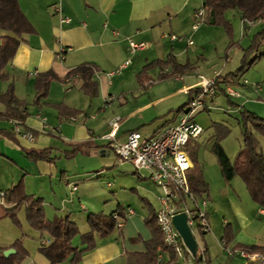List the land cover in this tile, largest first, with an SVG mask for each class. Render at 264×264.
<instances>
[{
    "label": "crops",
    "instance_id": "crops-1",
    "mask_svg": "<svg viewBox=\"0 0 264 264\" xmlns=\"http://www.w3.org/2000/svg\"><path fill=\"white\" fill-rule=\"evenodd\" d=\"M204 2L18 0L30 24V31L21 36L16 55L6 67L8 80H0V95L13 84L16 98L27 105V117L21 123L22 129L31 131L34 140L17 136L13 130L14 120L0 119V192L21 184L27 196L42 200L48 220L69 218L77 225L80 235L89 233L87 217L81 216L87 211L86 207L81 196H78V204L74 197L81 186L90 185L92 176L102 173L94 168L92 171L95 172L91 174L88 164L100 165L107 151L113 154V143L105 138L113 131L112 123L120 121L115 132L118 143H125L128 135L134 131H139L145 139L156 137L178 123L181 110L196 96V93L190 92L199 88L200 77H212L219 73L203 74L202 69L194 63L197 54L190 51L195 46L194 38L206 32L202 26L207 21L196 31L192 28L195 14L204 7ZM55 6H60V12L55 11ZM232 12L241 21L243 38H250L256 29L258 32L264 29V21L245 24L236 12ZM227 15L225 17L231 23ZM64 17L71 19V22H62ZM7 35L10 34L0 29V46L2 38ZM173 35L184 40L173 41ZM188 40L193 41L192 46L188 45ZM131 42L144 44V48L133 51ZM61 49L66 50L64 59L57 57ZM168 60L179 66L177 71L173 62L160 65ZM128 61L130 63L125 66ZM82 65H91L95 69L94 80L98 84L96 98H89L81 91V80L67 79L72 71ZM50 71L59 80L51 83L46 100L36 105V77ZM232 73L221 74L219 83L224 92L217 91L216 99L224 98L233 104L231 108H221L224 113L236 116L247 105L253 104L252 96L258 99L264 97V87L260 82L252 83L261 85V90L255 92L251 83L250 86L243 85L245 79H226ZM228 88L240 89V97L228 98ZM60 105L63 106L64 115L59 112ZM213 108H216L214 103L210 110ZM6 111V105L0 102V116ZM204 114H199L198 122ZM46 124L48 129H45ZM193 143L195 141L187 148L188 156ZM75 149L76 152L73 151ZM30 151H50L51 160L33 161L26 156V152ZM119 164L126 167L122 166L126 172L114 170L117 172L115 182L107 185L112 189V194L105 201L116 200V208L111 214L121 209L126 222L109 237L98 238L97 247L73 264H127V254L147 252L145 243L153 235L146 221L157 214V205L161 207L162 197H157L159 204L155 205L150 192L154 186L161 190L162 195L163 191L148 178L147 172L136 171L128 163ZM191 164L189 172L194 168V162L191 161ZM102 169H105L101 171L106 175L113 173L106 167ZM129 170L131 175L128 174ZM125 173L130 182L126 183L120 177L124 178ZM18 177L21 180L17 184ZM149 184L152 187H148ZM238 184L226 185L217 194L210 189L207 194L208 234L211 235L214 229L222 242L228 226L232 237L229 248L264 247V209L251 199L245 186ZM72 186L78 187L73 195ZM121 193L129 194V197L122 199ZM1 205L0 248L5 251L14 249L18 238L10 218H1ZM18 213L26 218L24 206ZM221 215L227 218L221 220ZM52 241L48 234H41L40 248L49 247ZM22 246L29 255L28 243ZM73 246L82 248L80 236L73 240ZM160 256L164 261L168 259L167 253ZM61 264L72 263L67 261ZM231 264L247 263L244 259L232 258Z\"/></svg>",
    "mask_w": 264,
    "mask_h": 264
},
{
    "label": "trees",
    "instance_id": "trees-1",
    "mask_svg": "<svg viewBox=\"0 0 264 264\" xmlns=\"http://www.w3.org/2000/svg\"><path fill=\"white\" fill-rule=\"evenodd\" d=\"M204 7L208 15L207 23H209L210 13L213 11L215 25L220 24L225 27L230 36H232V24L225 17L228 11L236 12L245 24L264 21V0H205ZM0 29L10 34L2 38L0 46V80L7 81L6 67L16 55L21 36L30 31V24L22 13L18 0H0ZM233 45L235 43H232ZM263 58L264 29L257 32L250 46L244 49L241 67L238 72L227 75L226 79L242 77L253 65ZM171 60L160 63V65H169L173 62ZM172 64L177 71L179 66L174 62ZM94 75L95 69L91 65H82L72 71L67 76V79L77 78L81 80V91L89 98H96L98 95V84L94 80ZM54 80L59 79L51 71L37 75L35 81L36 105H40L42 100H46L50 85ZM219 81L220 78L217 82V91L223 93L224 91L221 90ZM193 93L198 95L200 89L198 88L190 92V94ZM0 102L6 105L7 109L6 113L0 116V119H11L14 122L20 123L26 119L27 105L16 98L13 84L9 85L6 93L0 95ZM230 106L233 107V104H230ZM62 108L63 106L60 105L59 112L61 115L63 114ZM71 113L76 114V112L72 111ZM238 123L243 135L244 147L239 152L236 160L232 162L221 145V141L230 133L224 126L219 125L220 128H217L218 134L213 152L217 156L225 181L230 183L234 178L240 177L244 181L251 199L260 208L264 209V154L260 149L258 140V136L264 138V119L249 111L242 110ZM73 151L76 152L77 149ZM26 156L33 161L51 160L50 151H30L26 152ZM188 181L190 189L196 197H204L208 193V184L201 168L195 162L193 170L188 173ZM22 206L25 207L26 220L29 226L41 234H48L53 240L49 247L40 248L41 254L50 264H61L67 261L72 264L79 262L83 254L97 247L98 238H107L119 229V221L114 218V214L108 216L104 214H89L87 222L90 232L80 235L77 225L69 218L56 217L53 220H48L44 213L42 200L27 196L21 184L4 192V204L1 205L3 212L1 218L8 217L16 224H19L17 215ZM116 213H118L120 220L125 223L126 217L123 215L122 210L118 209ZM146 223L153 235V238L145 243L147 252L145 254H127V264H183L178 261L175 253L165 246L162 233L157 225L156 215L148 219ZM78 236H80L82 248L73 246V240ZM231 240L232 237L228 232V226H226L225 236L222 239L224 248L229 247ZM13 247L16 250V254L9 258L3 256L4 249L0 248V264L19 263L29 256L20 241H17ZM236 249L246 250L252 254L264 257V247L238 246ZM207 252V249L203 251L206 263H208ZM163 253L168 254L166 261L160 258V255ZM201 260V253L199 252L196 262L199 263Z\"/></svg>",
    "mask_w": 264,
    "mask_h": 264
},
{
    "label": "rangeland",
    "instance_id": "rangeland-1",
    "mask_svg": "<svg viewBox=\"0 0 264 264\" xmlns=\"http://www.w3.org/2000/svg\"><path fill=\"white\" fill-rule=\"evenodd\" d=\"M227 14V17L230 19L232 24V36L228 34L226 28L222 25H212L210 23H206L202 26L205 27L204 29H206V32L204 34H199L194 38L195 46L190 51L193 52V54H197V57L199 58H195L194 63L202 69L201 72L205 75L213 74L214 71L219 72L212 77L200 78L209 79L217 75L221 76V74H227L229 72H238L241 67L243 51L250 46L254 35L258 32V29H256L250 38H243L241 21L234 15L232 11H228ZM232 43H235V45L232 46ZM239 78L240 80H248L251 84L260 82L264 87V58L253 65L242 77ZM237 90V92L242 93V91H239L240 89ZM252 100L253 104L247 105L246 109L243 108V110L253 112V114L256 116L264 119V97H262V99H258L256 96H252ZM214 105L216 108H213L210 110V112H204L205 114L200 117L199 123L204 126V133L189 148L192 150L189 153L190 160L192 162L194 161L195 164L201 168L204 178L208 184V195L210 193V189H212L213 194H217L224 186H234V183L237 185H240L238 183H241L243 187H246L244 181L240 177L234 178L230 183L225 181L217 156L213 152V147L218 134L217 128H220L219 125L222 127L224 126L230 131V133L221 141V145L227 155L230 157L231 161L234 162L236 160L239 152L244 147L243 135L238 123L240 113L236 114V116L233 114L228 115L227 113H224V110L221 107L227 109L231 108L230 104L225 101L224 98L218 97L215 100ZM258 140L260 143V149L264 154V138L258 136ZM100 163V165L88 164V168H90L89 172L91 174L95 172L92 171L94 168H97L95 170L99 169L100 173H102H99L100 175L96 174L92 176L93 178L90 180V185L88 184L89 186H81L80 191L74 197L76 204H78L79 201L78 196H81L82 198L81 201L87 210L85 213L81 214V216H84V218L88 217V212L110 215L112 210L116 208V200L111 202L108 201L109 203H106L107 201H105L106 198H109L112 194V189L107 185L113 184L115 182L114 175H117V172H115L116 169L126 172V170H122L126 167L124 165L119 166L120 161L118 160L114 151L113 154L110 151H107L106 157L101 159ZM115 164L116 166H114ZM122 166L124 168H122ZM103 167H106V169L109 171H113V173L111 175L104 174L103 171L105 169L103 170ZM126 174L127 173H125L124 178L121 175L120 177L127 183L130 182V180ZM128 174L131 175L130 170L128 171ZM20 180L21 178L18 177L16 183L18 184ZM0 181L1 184L2 180ZM119 185L120 184H118V186ZM148 187L152 186L149 184ZM152 190L153 191L150 192V198L152 201H154L155 205H157L159 204L157 202V197H163V195L161 190L155 186L152 187ZM140 192L142 191L140 190ZM207 194H205L204 197L207 198ZM128 195L129 194L121 193L120 198L124 199L129 197ZM158 206L159 205H157V208L160 210L161 207ZM17 217L20 222L19 224H16L12 219L9 220L16 231L15 233L18 238L17 241H20L22 245L24 243H28L30 247V254L22 262L15 264H43L42 261H44L45 264H50L40 252L41 234L38 231L32 229L27 223L26 218L21 217L19 213ZM223 217H226V215H221V220ZM196 238L200 248L203 251L206 249L208 251V263L206 264H231L232 258L243 259L239 256H234V258L227 255L225 248L221 244V239H219V236L216 231H214V229L211 235H204L199 230H197ZM244 261L247 263L245 259Z\"/></svg>",
    "mask_w": 264,
    "mask_h": 264
},
{
    "label": "built area",
    "instance_id": "built-area-1",
    "mask_svg": "<svg viewBox=\"0 0 264 264\" xmlns=\"http://www.w3.org/2000/svg\"><path fill=\"white\" fill-rule=\"evenodd\" d=\"M54 9L56 12H60V6H55ZM207 19L206 8L199 9L195 14L193 30H198ZM62 22L70 23L71 19L64 17ZM171 39L173 41L184 40L174 35L171 36ZM130 44L133 51L144 48V44L133 42ZM188 45L192 46L193 41L188 40ZM65 51V49H61L57 57L64 59ZM129 63L128 61L125 66ZM219 78L220 75L209 79L202 78L198 86L200 93L193 97L181 110L178 123L160 135L145 139L139 131H134L128 135L125 143H118L115 132L119 128L120 121L117 120L112 123L113 131L105 137L112 141L113 151L120 163L131 164L136 171L147 172L148 178L162 189L161 209L156 214L157 225L162 233L165 246L172 250L178 261L183 264H206V257L200 247L201 262L197 263V258L194 259L191 256L179 233L175 230L172 219L180 213H186L188 226L195 238L197 230L204 234L210 232L209 201L206 197H196L190 189L188 173L192 169V164L187 148L191 142L199 139L204 133V128L198 122L197 117L200 113L207 112L212 108L218 93L217 82ZM243 85L250 86L251 84L244 80ZM251 86L255 92L261 90L259 84H252ZM226 95L229 98L240 97V93L232 88H228ZM45 129H48L47 124ZM13 130L17 136L30 141L34 140V134L29 130H23L20 122H15ZM77 189V186H72L71 194L73 195ZM0 204H4V192L0 194ZM114 218L119 221L120 228L123 222L118 213H114ZM221 244L224 247L222 242ZM225 250L230 257L239 256L245 259L247 264H264V257L261 255L252 254L242 249H229V247Z\"/></svg>",
    "mask_w": 264,
    "mask_h": 264
},
{
    "label": "water",
    "instance_id": "water-1",
    "mask_svg": "<svg viewBox=\"0 0 264 264\" xmlns=\"http://www.w3.org/2000/svg\"><path fill=\"white\" fill-rule=\"evenodd\" d=\"M210 24H215V17L214 12L212 11L210 13ZM172 224L175 228V230L179 233L184 246L187 248L188 252L191 254V256L196 259L199 252V244L194 237L190 227L187 223V214L186 213H180L173 217ZM16 254L15 249H8L3 252V256L5 258H9Z\"/></svg>",
    "mask_w": 264,
    "mask_h": 264
}]
</instances>
